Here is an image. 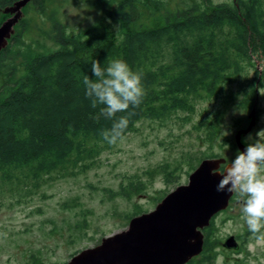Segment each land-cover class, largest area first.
Returning <instances> with one entry per match:
<instances>
[{"label": "trees", "instance_id": "1", "mask_svg": "<svg viewBox=\"0 0 264 264\" xmlns=\"http://www.w3.org/2000/svg\"><path fill=\"white\" fill-rule=\"evenodd\" d=\"M13 1L0 0V5ZM137 2L121 0L115 7L109 6L110 21L80 31H68L57 20L59 44L53 48L26 45L24 24L0 50V192L8 188L30 193L48 179L77 175L114 146L100 134L112 121L103 116L97 121L99 108L93 109L84 94L83 77L91 76L94 59L102 66L122 59L143 74V103L117 113L129 118L125 135L147 118L164 120L182 111L185 114L180 117L189 120L199 101L213 100L216 107L201 110L194 124L212 142L225 112L238 98L243 108L256 105L259 86L264 83V73L260 74L255 62L264 52V0H193L161 25L128 28ZM3 14V18L10 16ZM250 67H255L256 76L248 78ZM233 84L236 86L230 88ZM187 155L192 170L199 164L194 161L198 156ZM213 156L218 154L207 153L198 160ZM171 168L168 162L157 166L167 182L175 179ZM144 189L143 180L131 179L114 193L131 196ZM216 216L204 228L202 252L186 264L217 263Z\"/></svg>", "mask_w": 264, "mask_h": 264}, {"label": "rangeland", "instance_id": "2", "mask_svg": "<svg viewBox=\"0 0 264 264\" xmlns=\"http://www.w3.org/2000/svg\"><path fill=\"white\" fill-rule=\"evenodd\" d=\"M121 0H31L23 7L24 18L15 25L19 31L24 24L26 45L37 49L44 44L56 47L59 44L55 27L60 21L68 31H80L99 22H107L109 6L115 7ZM141 0L135 5V18L128 28H150L165 23L177 15L180 9L193 0ZM214 3L233 0H212ZM0 5V22L3 18ZM108 9V10H107ZM58 20V21H57ZM120 24L119 22L116 25ZM260 74L264 73V52L255 58ZM255 67H250L246 76H256ZM262 78V77H261ZM264 79V75H263ZM229 86L230 88H234ZM264 83L259 86L256 107L259 110L257 124L245 135L244 143H253L256 132L264 129ZM238 100L225 112L219 134L208 142L195 129L200 111L214 109L213 100L197 103V112L185 120L180 111L164 120L143 119L138 129L105 150L96 163L77 175L48 179L36 191L26 189L0 192V264H62L76 251L101 242L102 238L126 228L130 219L127 214L153 209L178 184L189 179L191 163L188 153L196 156L218 154L228 162L235 158L236 133L247 127L251 120V108L238 105ZM240 112H244L243 115ZM224 131L229 135L224 136ZM230 147L226 150L225 145ZM198 157L194 161L200 163ZM168 162L172 167L171 182L165 180L158 164ZM189 171V172H188ZM138 175V177L136 176ZM143 180L145 189L131 196L114 193L127 186L130 180ZM237 199L216 216L220 238L216 264H252V256L236 254L223 246L229 234H236L246 225L236 216ZM249 248H253L249 244ZM262 256V251H260ZM261 264H264L262 256Z\"/></svg>", "mask_w": 264, "mask_h": 264}, {"label": "water", "instance_id": "3", "mask_svg": "<svg viewBox=\"0 0 264 264\" xmlns=\"http://www.w3.org/2000/svg\"><path fill=\"white\" fill-rule=\"evenodd\" d=\"M30 1L14 0L3 7L11 15L0 24V50L8 45L24 16L23 7ZM256 112L253 107L248 126L236 134L241 151L246 147L242 134L256 124ZM230 163L224 156L203 158L190 172L188 182L170 190L153 209L132 216L126 228L79 250L62 264H186L202 252L204 228L230 204L234 193L217 191L221 173ZM222 244L238 248L235 234H229Z\"/></svg>", "mask_w": 264, "mask_h": 264}, {"label": "clouds", "instance_id": "4", "mask_svg": "<svg viewBox=\"0 0 264 264\" xmlns=\"http://www.w3.org/2000/svg\"><path fill=\"white\" fill-rule=\"evenodd\" d=\"M90 71L91 76L84 75L82 81L85 98L93 109L99 108L97 121L101 116L112 121L111 127L102 129L100 134L109 145H116L124 139L129 125V118L118 117L117 113L128 112L130 106L139 108L146 96L143 74L133 71L122 59L110 60L106 66L94 59ZM255 135L254 142L247 143L243 151L237 150L221 173L217 191L237 194L243 201L240 219L253 237L264 239V129ZM224 145L226 150L230 147Z\"/></svg>", "mask_w": 264, "mask_h": 264}, {"label": "flooded vegetation", "instance_id": "5", "mask_svg": "<svg viewBox=\"0 0 264 264\" xmlns=\"http://www.w3.org/2000/svg\"><path fill=\"white\" fill-rule=\"evenodd\" d=\"M252 108H251V110H252ZM259 114H260L259 113V110H257V112H256L257 121H258V118H259ZM257 121H256V124H257ZM243 128H246V127H243ZM240 129H242V128H239L238 130H240ZM247 133H245V134H247ZM245 134H242V137ZM236 143H237V140H236ZM237 147L239 148L238 144H237ZM239 150L241 151L240 148H239ZM218 156H221V155H218ZM227 162H228V160H227ZM221 168L222 169L224 168V164H222ZM232 199H234V200L237 199V202H238L237 205H238V207L236 208L237 209L236 216L240 219V216L242 214L241 213V209H242L243 201L235 193L233 194L230 202L232 201ZM235 236H236L237 241H238V248L230 249V250H232L234 253H236L238 255H240V254L243 253V254H245V257L252 256L254 258V260L251 262L252 264H261V261L263 260L262 259V256H264V239H257L255 237H253L249 233L248 228H247V225H244L243 228H242V230L238 231L235 234ZM249 244H251L253 246V248L250 249L249 248ZM259 250L262 251V256H260Z\"/></svg>", "mask_w": 264, "mask_h": 264}, {"label": "bare ground", "instance_id": "6", "mask_svg": "<svg viewBox=\"0 0 264 264\" xmlns=\"http://www.w3.org/2000/svg\"><path fill=\"white\" fill-rule=\"evenodd\" d=\"M7 14L11 15V13H7ZM10 39H11V38H10Z\"/></svg>", "mask_w": 264, "mask_h": 264}]
</instances>
